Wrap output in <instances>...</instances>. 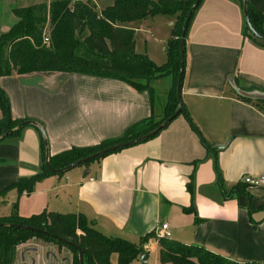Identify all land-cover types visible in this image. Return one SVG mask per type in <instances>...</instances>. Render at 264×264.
I'll use <instances>...</instances> for the list:
<instances>
[{
    "label": "crops",
    "instance_id": "1",
    "mask_svg": "<svg viewBox=\"0 0 264 264\" xmlns=\"http://www.w3.org/2000/svg\"><path fill=\"white\" fill-rule=\"evenodd\" d=\"M246 1L264 12V0ZM14 7L0 1L3 32L17 21ZM155 18L130 26L135 52L161 66L174 19ZM153 20L169 21L157 37L143 26ZM244 28L240 0H201L185 34L182 109L214 152H206L186 116L178 115L151 139L88 168L48 176L31 194L11 189L0 197V218L83 214L104 235L135 244L166 223L170 239L236 262L264 264V186L238 188L244 176L264 175V101L245 102L232 87L264 94V40L254 41ZM172 84L169 75L153 80L150 98L119 80L78 74L14 73L1 79L13 117L43 124L50 156L117 139L144 119H162ZM42 169L36 127L0 142V192ZM25 246L22 261L32 253L48 264H66L55 252ZM151 252L158 253L154 240L145 246L147 258ZM139 258L132 264H141Z\"/></svg>",
    "mask_w": 264,
    "mask_h": 264
},
{
    "label": "trees",
    "instance_id": "2",
    "mask_svg": "<svg viewBox=\"0 0 264 264\" xmlns=\"http://www.w3.org/2000/svg\"><path fill=\"white\" fill-rule=\"evenodd\" d=\"M195 1L112 0L111 4L99 9L94 0H51L50 3L46 1L12 9L17 21L10 30L3 32L0 24V142L6 139H1L4 134L9 133L8 137L19 136L25 128L36 127L41 134L43 169L37 175L21 179L5 188L0 192V197L5 196L11 189H17L19 195L31 194L37 182L51 175L66 174H57L47 168L48 140L42 128L43 124L31 119L13 117L11 101L1 86V79L14 73L21 75L37 72L78 74L119 80L134 91L146 92L152 98L151 82L153 80L166 75L173 78L162 119L141 120L126 129L117 139L90 147H73L59 155L49 157V164L53 170L65 169L109 147L147 135L174 113L177 108L176 82L180 63V36L185 18ZM200 2L201 0L198 5ZM240 2L243 5L242 0ZM198 5L195 6L194 11ZM157 16H170L174 19L170 37L166 42V62L161 66L154 64L147 56L135 52L136 35L130 26L132 23ZM246 16L254 31L264 36V12H257L247 3ZM188 26L189 23L187 29ZM244 31L254 41L262 40L250 33L246 23ZM45 35L50 38L49 44L44 42ZM239 98L249 103L258 102L240 96ZM179 115L186 116L206 152H214L200 136L183 109ZM22 124H24L23 128L19 129ZM119 151L121 150L76 167L88 168L91 163ZM238 186H240L239 190L247 187L243 183ZM184 211L191 212L190 209ZM0 224L27 225L49 234L42 235L23 229L0 226V264H14L18 248L32 239L44 240L57 245L60 249L67 248L72 254L70 264H80L79 251L75 246L83 250L85 264H113L111 261L113 254L118 256L117 264H132L140 257V254L145 253V246L152 240L158 243L160 264H263L236 262L201 246L187 245L174 239L158 237L156 232L140 238L138 244L121 237H108L97 230L83 214L44 211L28 218L13 214L0 218ZM55 237L70 241L75 246L62 243Z\"/></svg>",
    "mask_w": 264,
    "mask_h": 264
},
{
    "label": "water",
    "instance_id": "3",
    "mask_svg": "<svg viewBox=\"0 0 264 264\" xmlns=\"http://www.w3.org/2000/svg\"><path fill=\"white\" fill-rule=\"evenodd\" d=\"M200 0H196L192 6V8L190 9V11L188 12L183 27H182V31H181V36H180V63H179V73H178V77H177V82H176V100H177V108L174 111V113L168 117L166 120H164L156 129H154L153 131H151L150 133H148L147 135L140 137L138 139L126 142V143H121V144H117L115 146L109 147L103 151H100L94 155H91L90 157H87L85 159H82L80 161H78L77 163H74L73 165H70L69 167L62 169V170H53L50 167L49 164V157H50V153H49V148H48V144L46 145L47 147V152H46V166L49 170H51L52 172H55L57 174H62V173H66L69 170H71L72 168L80 165V164H84L87 162H91L94 161L102 156L107 155L108 153L111 152H115L118 150H122L124 148L130 147V146H134L138 143H141L153 136H155L158 132H160L163 128H165L174 118H176L182 111V104H181V89H182V78H183V73H184V40H185V33H186V29H187V25L192 17L193 11L195 6L198 5ZM243 2V17L246 23V26L248 27L249 31L251 34H253L255 37L264 40V36H261L259 34H257L254 29L252 28V26L249 23V20L246 16V10H247V1L246 0H242ZM233 85V83H232ZM235 90V92L237 93L238 96L243 97V98H247L253 101H258V100H263L264 101V95H260V94H256V92H252V93H244L239 91L238 89H236L235 87L233 88ZM32 124L35 125V123L32 122ZM24 124L19 126V129L23 128ZM9 135V133L4 134L1 139H5L7 138ZM90 173L89 170L86 171V175H88ZM0 226H5V227H11V228H16V229H23L26 231H30V232H34V233H38V234H42V235H49L46 231L35 228V227H31V226H27V225H19V224H0ZM57 238L59 241H61L62 243H65L67 245H72L75 246L73 243H71L70 241H67L63 238L60 237H55ZM78 251H79V257H80V264H85V255L82 249H80L78 246H75ZM140 263L141 264H146L147 261V254L146 253H142L140 254Z\"/></svg>",
    "mask_w": 264,
    "mask_h": 264
},
{
    "label": "rangeland",
    "instance_id": "4",
    "mask_svg": "<svg viewBox=\"0 0 264 264\" xmlns=\"http://www.w3.org/2000/svg\"><path fill=\"white\" fill-rule=\"evenodd\" d=\"M34 1L36 2L37 0H18L16 2H14V4L16 7L17 6L20 7L22 5L26 6L27 4H32ZM40 1H42V0H40ZM46 1L47 0H44L42 2H46ZM94 1L97 3L99 8H101V7L105 6L106 4H109L112 2V0H106V1L94 0ZM161 17H167V18H163V19H168V17H170V16H157V18H161ZM147 20H150V19H147ZM160 21H162V22H160ZM165 23H166V25H168L169 21L168 20H155L153 23L152 22L151 23L149 22V24L143 23V26H145L144 27L145 29L151 28L154 35L157 37L159 35V31L163 30L164 26H162V25H164ZM165 27H167V26H165ZM232 87L233 88L235 87L236 89H238L239 91L244 92V93H252V92L254 93V91H246V90L239 88L235 83L232 85ZM258 94L264 95L263 93L262 94L258 93ZM258 101H263V100H258ZM67 174H69V173H67ZM34 189H35V187H34ZM25 245H21L18 248V252H17V256H16V260H15L14 264H33V262H35V264H38V263L39 264H48V263H45L44 260H42V257H39V260H37L36 256L35 255L33 256L32 253H28V256L26 257V259L24 261H22L21 255H22V253L27 252L26 250L28 249V246H25ZM27 245H29V247L30 246L32 247V245L40 247V249H42L43 252H45V254L48 252L49 253L55 252V255L59 258V261L61 260L60 263L64 262L66 264H68V263L70 264V262H71L72 254L67 248L60 249L57 245L52 244V243H47L44 240H40V239H32L27 243ZM157 254L158 253H156V252H151L147 258L146 264H159L158 260H157ZM50 259L53 261V257L50 256ZM111 261L113 264H117L118 263V256L116 254H113Z\"/></svg>",
    "mask_w": 264,
    "mask_h": 264
},
{
    "label": "built area",
    "instance_id": "5",
    "mask_svg": "<svg viewBox=\"0 0 264 264\" xmlns=\"http://www.w3.org/2000/svg\"><path fill=\"white\" fill-rule=\"evenodd\" d=\"M44 42L46 44L50 43V38H49L48 35H45ZM241 183H243L247 187L264 186V175L259 176V177L244 176L241 179ZM156 234H157L158 237L170 238V232L168 231V225L166 223L165 224H161L158 227V229L156 230Z\"/></svg>",
    "mask_w": 264,
    "mask_h": 264
}]
</instances>
